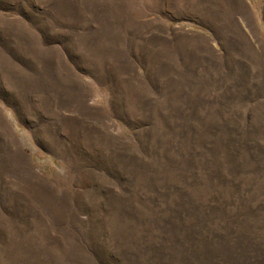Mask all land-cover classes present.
I'll use <instances>...</instances> for the list:
<instances>
[{
	"label": "rangeland",
	"instance_id": "obj_1",
	"mask_svg": "<svg viewBox=\"0 0 264 264\" xmlns=\"http://www.w3.org/2000/svg\"><path fill=\"white\" fill-rule=\"evenodd\" d=\"M0 264H264V0H0Z\"/></svg>",
	"mask_w": 264,
	"mask_h": 264
}]
</instances>
